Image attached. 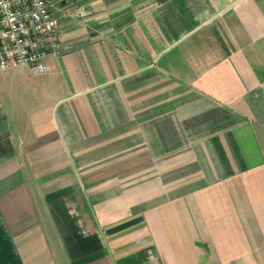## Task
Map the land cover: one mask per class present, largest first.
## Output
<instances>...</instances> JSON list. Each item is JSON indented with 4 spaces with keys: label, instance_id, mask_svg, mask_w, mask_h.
<instances>
[{
    "label": "crops",
    "instance_id": "0c3cea01",
    "mask_svg": "<svg viewBox=\"0 0 264 264\" xmlns=\"http://www.w3.org/2000/svg\"><path fill=\"white\" fill-rule=\"evenodd\" d=\"M99 3L0 72V264H264V0Z\"/></svg>",
    "mask_w": 264,
    "mask_h": 264
},
{
    "label": "built area",
    "instance_id": "2783aa9c",
    "mask_svg": "<svg viewBox=\"0 0 264 264\" xmlns=\"http://www.w3.org/2000/svg\"><path fill=\"white\" fill-rule=\"evenodd\" d=\"M61 16L54 0H0V72L27 66L43 73L44 57L62 52Z\"/></svg>",
    "mask_w": 264,
    "mask_h": 264
},
{
    "label": "rangeland",
    "instance_id": "374dc122",
    "mask_svg": "<svg viewBox=\"0 0 264 264\" xmlns=\"http://www.w3.org/2000/svg\"><path fill=\"white\" fill-rule=\"evenodd\" d=\"M59 3L63 11V17L70 20L85 19L88 22H95L97 19L106 18L109 13L107 11L97 10L98 1L100 5L106 4L107 0H54ZM150 3L151 0H144ZM85 6L81 9V5ZM111 13V12H110ZM62 17V18H63Z\"/></svg>",
    "mask_w": 264,
    "mask_h": 264
}]
</instances>
